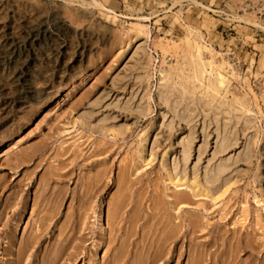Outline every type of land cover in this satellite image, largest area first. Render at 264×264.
<instances>
[{"label":"rangeland","instance_id":"1","mask_svg":"<svg viewBox=\"0 0 264 264\" xmlns=\"http://www.w3.org/2000/svg\"><path fill=\"white\" fill-rule=\"evenodd\" d=\"M187 26L230 70L213 104L158 98ZM263 58L264 0H0V264H264Z\"/></svg>","mask_w":264,"mask_h":264},{"label":"bare ground","instance_id":"2","mask_svg":"<svg viewBox=\"0 0 264 264\" xmlns=\"http://www.w3.org/2000/svg\"><path fill=\"white\" fill-rule=\"evenodd\" d=\"M185 31L187 35L183 39L185 55L182 57V61H180V59L177 60V62L169 66L168 69H163L162 67L158 69L156 87L158 89H163L158 91V98L161 103L168 105L170 99L168 90H179L182 94L186 95L187 89L192 87V89L195 90L202 89V98L200 99L205 101L208 105L213 104L217 100L223 98L221 95L223 93L226 94L228 91L227 86L229 84V78L225 73L230 70L227 68L225 62L217 63L216 56L219 55V53L207 42L201 32L193 30L190 26H187ZM127 36L128 42L126 44V50L132 55H138L141 51L144 53L147 51L149 33L146 31V25L132 23L131 28L127 31ZM205 53L208 54L207 57H205ZM260 64L262 67L260 69L263 71L261 73L264 75V58L261 59ZM142 77L144 80L147 79V70ZM244 100V97L233 96L232 104L241 110L245 107ZM220 105H224V101L221 100ZM143 109L144 107L141 108V110ZM231 139L232 134L231 136L225 134L221 146L226 147ZM189 153L190 140L182 147L183 158H187ZM215 170L216 177L218 178L226 170V166L219 163ZM169 177L175 186L179 185L173 181L170 173ZM199 189H201L203 194H209L208 190L202 188L197 182H193L192 190L195 192ZM261 196L264 202V190H261ZM257 223H259L258 218ZM100 229L101 231L104 229L102 221L100 223Z\"/></svg>","mask_w":264,"mask_h":264}]
</instances>
